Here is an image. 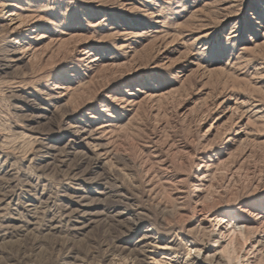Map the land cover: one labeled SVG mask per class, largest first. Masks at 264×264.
Returning a JSON list of instances; mask_svg holds the SVG:
<instances>
[{
	"label": "rangeland",
	"instance_id": "374dc122",
	"mask_svg": "<svg viewBox=\"0 0 264 264\" xmlns=\"http://www.w3.org/2000/svg\"><path fill=\"white\" fill-rule=\"evenodd\" d=\"M225 209L264 264V0H0V264H211Z\"/></svg>",
	"mask_w": 264,
	"mask_h": 264
},
{
	"label": "bare ground",
	"instance_id": "6f19581e",
	"mask_svg": "<svg viewBox=\"0 0 264 264\" xmlns=\"http://www.w3.org/2000/svg\"><path fill=\"white\" fill-rule=\"evenodd\" d=\"M10 21H13V18H10ZM96 59L97 58H92L90 61L93 62L96 61ZM222 215L224 217H222ZM208 216H212V214H206L204 218L201 219L202 222L206 221ZM228 216L230 220L222 222V220L226 219ZM213 218L216 224L209 230V246L204 249L205 252L210 253L209 255H203L204 258L201 260L210 262L211 264L214 261L218 264H242L241 255L239 256V253L238 255L235 253V246L240 239L247 240L246 234L249 232L248 226H243L239 221L240 216L230 209H225L223 213L218 212ZM210 243L213 245L210 246ZM200 251L201 249H198L196 253L199 255ZM189 264L194 263L192 262Z\"/></svg>",
	"mask_w": 264,
	"mask_h": 264
}]
</instances>
